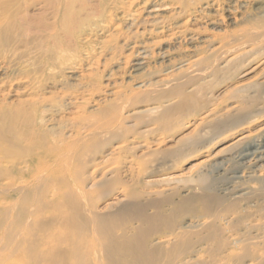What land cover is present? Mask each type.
Wrapping results in <instances>:
<instances>
[{
	"label": "bare ground",
	"instance_id": "1",
	"mask_svg": "<svg viewBox=\"0 0 264 264\" xmlns=\"http://www.w3.org/2000/svg\"><path fill=\"white\" fill-rule=\"evenodd\" d=\"M7 94L0 264H264V0H0Z\"/></svg>",
	"mask_w": 264,
	"mask_h": 264
},
{
	"label": "rangeland",
	"instance_id": "2",
	"mask_svg": "<svg viewBox=\"0 0 264 264\" xmlns=\"http://www.w3.org/2000/svg\"><path fill=\"white\" fill-rule=\"evenodd\" d=\"M206 30H209V28H206ZM210 32H211V30L205 31L204 34L206 36H209L210 34H212V32L211 33ZM123 55H124V51H123ZM131 60H132V58L129 59V62ZM113 64L114 63H112L110 66H112ZM129 67H130V65L127 64V69ZM89 68L91 70H95L94 66H90ZM103 73H105V72H103ZM119 78H125V76H120ZM102 81H104V78L102 79ZM12 98L13 97H11V94H7V96H5L4 100H3V98H0V103L9 102V101L15 102L14 99L11 101ZM190 129H191V127L187 128L186 130H184V133L188 132ZM173 134H174V132L172 130H170L168 132V134L166 135L168 137L166 140H168L170 138V136H173ZM177 136H179V135H177ZM175 138H174V141H175ZM174 141H173V139L172 140L170 139L169 141H167V144L170 146H175ZM223 144H225V143H220L217 146L215 145L211 149H209V150L207 149V151H202L203 153H201V154L191 155L193 157L182 158V159L178 160L173 167H170L171 169H168L167 172H169L170 174L178 175V176L176 179L170 180L168 182V186L171 187L172 191L170 193H168L167 199L172 200L174 198L175 201L177 202L178 201L177 198L179 196L184 195V193H185L184 189L187 187H190L191 191L194 192L195 184L193 182L189 181V179H190L189 177L195 178L199 174H205L208 177V181L204 185L208 186V188H211L212 185L214 184V182L216 181L215 179L217 177H220V176L216 175V172L214 170V168H215L214 163L217 160L228 157L227 155H225L224 153H222L220 151L221 148L223 147ZM169 166L170 165L168 164L167 167H169ZM167 167H165V168H167ZM197 185H199V183ZM94 195H95V193H94ZM152 206L154 208V210L151 209L152 212H154L156 209H158L159 213L162 215H165L167 213L165 211H163V213L160 212L162 210V208H163V210H165L166 206H167V202L164 201V198H157V199L152 200ZM196 212L202 213V212H199L198 210ZM154 216H155V213H154ZM153 227L160 228L161 226H157L155 224L154 225L145 224L142 228L147 229V228H153ZM206 264H216V263H214L213 261H209V263L206 262Z\"/></svg>",
	"mask_w": 264,
	"mask_h": 264
}]
</instances>
